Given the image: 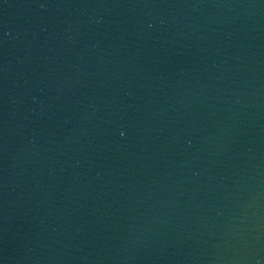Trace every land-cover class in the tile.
Returning a JSON list of instances; mask_svg holds the SVG:
<instances>
[{
  "label": "water",
  "instance_id": "95a60500",
  "mask_svg": "<svg viewBox=\"0 0 264 264\" xmlns=\"http://www.w3.org/2000/svg\"><path fill=\"white\" fill-rule=\"evenodd\" d=\"M0 264H264V0H0Z\"/></svg>",
  "mask_w": 264,
  "mask_h": 264
}]
</instances>
